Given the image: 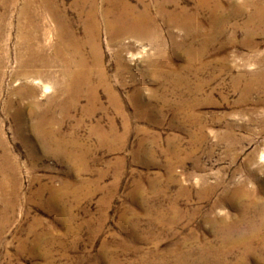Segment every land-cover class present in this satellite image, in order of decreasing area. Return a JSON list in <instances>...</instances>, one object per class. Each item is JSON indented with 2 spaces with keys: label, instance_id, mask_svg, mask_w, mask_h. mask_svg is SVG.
I'll list each match as a JSON object with an SVG mask.
<instances>
[{
  "label": "rangeland",
  "instance_id": "rangeland-1",
  "mask_svg": "<svg viewBox=\"0 0 264 264\" xmlns=\"http://www.w3.org/2000/svg\"><path fill=\"white\" fill-rule=\"evenodd\" d=\"M119 1L148 6L161 40L111 46L101 28L123 113L100 88L64 116L52 87L32 110L17 96L21 32L51 58L52 11L83 38L89 7L0 0V264H264V20L249 22L264 0Z\"/></svg>",
  "mask_w": 264,
  "mask_h": 264
},
{
  "label": "bare ground",
  "instance_id": "bare-ground-1",
  "mask_svg": "<svg viewBox=\"0 0 264 264\" xmlns=\"http://www.w3.org/2000/svg\"><path fill=\"white\" fill-rule=\"evenodd\" d=\"M205 1L202 0V2ZM104 2L109 4V6L100 11L95 0H82V4L89 7L88 12L83 14V38L75 34L70 25L64 24L65 22L58 11H52L51 17L58 28L55 31L57 34V44L54 47L51 58L47 59L45 50L38 47V39L33 35L34 33L30 35L21 32V41H23L25 47V57L21 61V68L23 70L20 71L18 78L30 83V85L24 84L16 93L21 99L27 100V108L32 110L37 106L36 94L38 89L45 93L48 87H52L55 99L51 97L48 99L49 102L55 105L62 115L67 116L71 110L77 107L83 98L94 107L95 105H99V91L102 88L108 96L109 104H111L117 113H123L122 101L117 92L107 83V74L101 68V28H103L109 39L108 43L110 45L121 37L135 38L141 42L151 41V45L153 43L157 45L161 38L148 6H143L142 10H138L130 6V4L122 3L119 0H104ZM156 4L161 19L165 21L169 18L176 19L179 25H183L184 22L192 24L191 19L186 16L184 11L179 15H175L167 12L165 4L158 3L157 1ZM260 18L262 19L260 20ZM259 20H264L263 6L257 8V11L253 13V17L249 22H260ZM32 22V19L29 18L27 25L31 31L35 32L36 27L34 22ZM86 48H90L91 61L85 55ZM123 51L124 48L115 53L118 60H121ZM38 68L56 69L55 71L58 74L56 76L54 73L52 74L51 86H48L47 81L43 80V73ZM93 75L98 76L97 82L93 81ZM139 107H137V111ZM83 110L86 111L84 108ZM45 115L42 116L41 124L43 125L52 119L46 117L45 120ZM109 130L111 134H117L116 126L113 123H111ZM100 132H102L103 137H106V131L103 128ZM46 135L47 137H51L50 133H46ZM46 147L48 149L49 144ZM0 188H3L1 182Z\"/></svg>",
  "mask_w": 264,
  "mask_h": 264
}]
</instances>
